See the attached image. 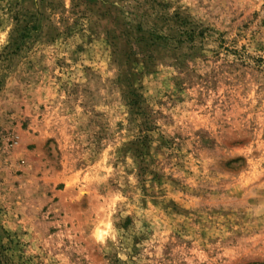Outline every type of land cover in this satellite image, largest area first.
<instances>
[{
  "label": "rangeland",
  "instance_id": "1",
  "mask_svg": "<svg viewBox=\"0 0 264 264\" xmlns=\"http://www.w3.org/2000/svg\"><path fill=\"white\" fill-rule=\"evenodd\" d=\"M0 264H264V0H0Z\"/></svg>",
  "mask_w": 264,
  "mask_h": 264
}]
</instances>
